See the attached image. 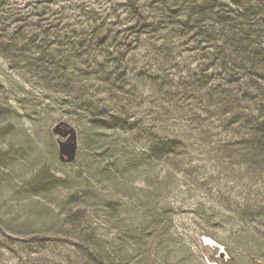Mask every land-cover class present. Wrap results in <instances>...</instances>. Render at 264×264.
<instances>
[{"label":"trees","instance_id":"16d2710c","mask_svg":"<svg viewBox=\"0 0 264 264\" xmlns=\"http://www.w3.org/2000/svg\"><path fill=\"white\" fill-rule=\"evenodd\" d=\"M7 4L0 0V8ZM122 7L125 29L114 30L120 24L116 13L90 10L77 17L85 23L78 32L30 35L18 29L7 34L5 44L0 36L1 54L30 55L19 69L39 90L31 109L39 113L42 107L55 113L56 124L76 126L92 144L88 156L96 177L105 181L124 183L132 172L156 166L166 176L182 173L191 180L210 167L220 174L258 175L255 182L264 188V0H126ZM193 58L199 64L190 67ZM148 181L152 195L162 185L175 184L172 178ZM252 205L263 216L264 200ZM160 215L155 205L142 212L153 228ZM87 223L66 235L41 234L20 242L7 230L0 237L17 253L32 246L47 253L18 258L17 264L147 262L139 254L140 241L130 252L113 239L106 245ZM257 232L259 237L240 241L264 257V229ZM129 235L126 228L122 240L130 241Z\"/></svg>","mask_w":264,"mask_h":264},{"label":"rangeland","instance_id":"374dc122","mask_svg":"<svg viewBox=\"0 0 264 264\" xmlns=\"http://www.w3.org/2000/svg\"><path fill=\"white\" fill-rule=\"evenodd\" d=\"M125 1L8 0L0 8L3 11L0 36L5 44L9 40L7 34L18 29L30 35L54 29L63 32L75 28L78 32L85 23L77 17L90 10L116 13L120 24L114 30L125 29L128 25L122 7ZM142 16L145 19V14ZM193 46L188 43L189 49ZM14 51L17 50L0 53V235L8 230L22 242L41 234L66 235L70 228L83 227L89 222L106 245L113 239L118 247L126 246L130 252L140 241L139 254L147 261L144 264H264V257L258 251L252 254L240 241L249 235L259 237L257 230L264 229L258 225L260 220L263 222L264 214L256 215L252 205L264 200L261 181L255 182L257 174L256 178H250L242 170L220 174L218 169L208 167L190 180L182 173L166 176L156 166L155 170L132 172L124 183L105 181L96 177L88 156L93 152L92 144L79 136L72 124L77 132L76 157L73 162L61 163L57 137L52 133L58 122L53 120L56 115L43 111L42 107L39 113L31 109L35 92L39 90L26 82L21 76L25 70L19 69L30 55ZM192 54L187 52V56ZM198 64L199 60L188 59L190 67ZM29 90L32 93H27ZM148 178L164 179V182L172 178L175 184L162 185L161 192L152 195ZM149 201L161 214L154 228L142 217L143 210L150 206L145 204ZM247 224L250 228L242 231ZM126 228L132 234L127 237L130 241L122 240ZM20 230L24 233H19ZM210 240L216 246L209 245ZM5 242L0 237V264H17L18 258L27 255L35 258L38 253L47 254L35 246L17 253L5 247ZM220 251L226 253L229 262L216 258ZM76 255L82 260L78 252Z\"/></svg>","mask_w":264,"mask_h":264},{"label":"water","instance_id":"95a60500","mask_svg":"<svg viewBox=\"0 0 264 264\" xmlns=\"http://www.w3.org/2000/svg\"><path fill=\"white\" fill-rule=\"evenodd\" d=\"M52 133L57 137L58 160L61 163L73 162L78 149L77 133L75 129L67 123L61 122L53 127ZM209 245L216 246V243L210 240ZM216 258L221 259L225 263L230 260L224 251H220Z\"/></svg>","mask_w":264,"mask_h":264}]
</instances>
